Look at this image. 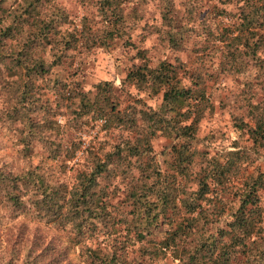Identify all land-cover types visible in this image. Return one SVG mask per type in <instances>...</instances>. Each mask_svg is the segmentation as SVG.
I'll return each instance as SVG.
<instances>
[{"label":"trees","instance_id":"1","mask_svg":"<svg viewBox=\"0 0 264 264\" xmlns=\"http://www.w3.org/2000/svg\"><path fill=\"white\" fill-rule=\"evenodd\" d=\"M6 1L0 0V67L9 76L0 121L13 127L21 149L29 153L32 140L44 144L38 129L52 130L48 120L58 109H69L79 124L90 114L104 115L107 129L126 134L100 152L89 148L88 166L63 189L30 166L5 173L0 165V207L16 217L28 205L37 215L68 225L72 242L82 241L80 264H145L166 257L176 264H264V166L258 162L264 157V0H214L219 6H212L213 15L228 17L225 24L202 16L200 0L186 11L179 7L185 1L158 0L155 23L165 55L153 63L150 50L129 38L130 17L121 9L129 0H96L99 33L90 31L93 18L83 16L80 38L55 40L51 30L64 14L44 10L51 0H12L18 3L7 10ZM133 20L138 26L146 22ZM121 34L119 44L133 51L130 64L118 84L93 82L94 92L74 74L65 95L66 83L57 88L58 60L45 62L34 53L40 43L69 50L80 39L85 50L108 49ZM6 39L20 43L12 50ZM223 74L248 79L232 97L240 114L233 115L231 132L217 130L224 143L213 144L216 139L202 123L214 113L211 77ZM42 87L54 92V103ZM157 136L167 140L158 152L152 147ZM51 144L50 158L56 159L58 146ZM117 198L122 202L113 201ZM134 245L140 252L131 256ZM13 248L0 249V256H7L0 264L18 260ZM23 249L22 264L33 262L31 245Z\"/></svg>","mask_w":264,"mask_h":264},{"label":"rangeland","instance_id":"2","mask_svg":"<svg viewBox=\"0 0 264 264\" xmlns=\"http://www.w3.org/2000/svg\"><path fill=\"white\" fill-rule=\"evenodd\" d=\"M181 1H185L186 4L184 5L180 2L179 7L181 10L186 11V8L193 5L196 0ZM17 3L18 1L13 2L12 0H8L2 6L7 10L14 8ZM50 4L51 7L44 8L45 11L53 7L57 9L58 13L64 14V17L57 19L58 24L51 30L52 40L72 36L70 34H74L75 37L80 38V20L83 16L93 18L94 22L89 21L91 26L90 31L93 34L99 33V28L102 24L100 18H98L100 14L96 11V0H51ZM121 4H123L121 7L122 15L130 17L126 27L133 44L150 50L148 54L152 59L150 60L151 63L157 61L158 58H162L165 52L162 37L159 34L160 32L157 31L159 21L155 23L157 18L156 8L157 5H160L158 0H129L127 3L122 2ZM214 4L219 6L217 1L214 0H200L198 2V5H200L198 12L202 16L207 15L210 21L218 20L221 24L227 23L228 17L221 14L213 15L212 6ZM137 17L143 18L146 22L143 23L141 21L142 25L138 26L133 20ZM124 38L125 35L121 34L116 41V45L108 49L97 45H90L89 49L85 50L82 39L78 41L76 47L69 50L60 49L56 42L40 43L34 48V53L35 56L45 62L58 60L54 65L59 82L57 88L60 89L61 82L66 83L67 85L63 88L65 95L68 94L67 88L72 86L71 79L74 77V74L77 75L79 82L84 88H88L90 92H94L93 82L100 79H111L115 84H118L125 68L130 64L128 57L133 51L119 44ZM17 41L16 39H6L3 42L5 45L9 44L13 50L20 43ZM56 51L59 54L57 59L55 58ZM184 55L185 53L180 56L183 60H186ZM195 55L193 53L191 57ZM251 71L253 70L251 69ZM8 76V70L0 67V113L4 103L3 99L6 96L3 86ZM247 79L248 77L244 75L223 74L211 77L208 96L214 105V113L211 116L207 114L202 125L205 124L208 127V136L216 139L213 141V144L224 143L222 139L217 137V130L231 132L232 117L235 113L237 115L240 114L239 110L236 112L234 109L232 97L238 95V92L244 89L242 83ZM256 81V84H259L260 78L258 77ZM42 89L46 93V97L50 103H54V92L46 91L45 87H42ZM131 91L133 92V89ZM50 110L53 111V104H50ZM50 110L48 109L47 113L51 112ZM53 113L50 116V120H48L53 129H38L39 134L45 139L44 144L37 140H32L29 153L21 149L19 139L17 140L16 131H13V127H9L0 121V165H2L5 173L9 171L11 173L19 172L21 169L30 166L31 170L39 171L48 181L63 189L73 182V178L79 170L88 166L90 156H87L86 151L89 148H92V151L97 150L100 152L101 147L109 146L114 139L126 134L125 131L114 126L107 129L104 126V115L90 114L85 117L86 121L84 123L79 124L78 121L80 119L75 118L74 113L70 114L69 109H58ZM98 117L104 121L98 125V132L95 136L88 139V146L82 148V134L86 132L90 123H93ZM40 118L42 116L36 118L34 121L40 122ZM17 125L19 127L18 122H15L14 126ZM230 135L232 134L230 133ZM52 141L58 146L56 159L50 158V154L53 152V145L51 144V147L47 145ZM166 143V139L157 136L152 140V147L158 152ZM205 143L207 144V140ZM258 162L263 167L264 157L259 158ZM249 170L250 168L248 167L247 172ZM113 201H120V198L113 199ZM262 204H264V196L262 197ZM5 210V208L2 209L0 207V249L3 247H14L12 249L13 255H16L18 259L16 262L13 261L14 264H22L23 248L29 245H31L32 256H34L33 262L27 261L29 264H63V262L67 261H70L71 264H80L78 251L82 241L79 244L72 242L74 241V233L68 225L64 227L59 226L44 215H37L28 205L23 208V213L16 217L11 216ZM124 210L127 211L128 207H125ZM261 225H263L264 235V221H262ZM13 237L17 239L15 242L12 241ZM87 240L92 239L89 238ZM130 249L131 256L139 255L140 251L137 245H134ZM0 257L7 259V256ZM53 259L57 260V262L55 263ZM145 260V264H176L169 257L152 260L151 262H147V259Z\"/></svg>","mask_w":264,"mask_h":264},{"label":"built area","instance_id":"3","mask_svg":"<svg viewBox=\"0 0 264 264\" xmlns=\"http://www.w3.org/2000/svg\"><path fill=\"white\" fill-rule=\"evenodd\" d=\"M104 120L100 117L96 118L93 123H90L88 128L86 129V132H84L81 136L82 143L81 147L86 148L88 146V139L95 136V134L98 132V125H100Z\"/></svg>","mask_w":264,"mask_h":264}]
</instances>
